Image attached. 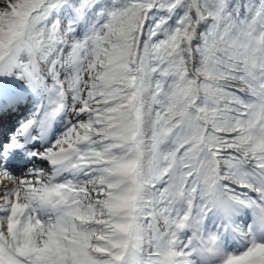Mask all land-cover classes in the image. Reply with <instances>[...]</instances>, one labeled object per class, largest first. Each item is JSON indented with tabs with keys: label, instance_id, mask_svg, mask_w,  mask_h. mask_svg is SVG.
I'll return each instance as SVG.
<instances>
[{
	"label": "snow or ice",
	"instance_id": "6c2138e0",
	"mask_svg": "<svg viewBox=\"0 0 264 264\" xmlns=\"http://www.w3.org/2000/svg\"><path fill=\"white\" fill-rule=\"evenodd\" d=\"M0 264H264V0H0Z\"/></svg>",
	"mask_w": 264,
	"mask_h": 264
}]
</instances>
